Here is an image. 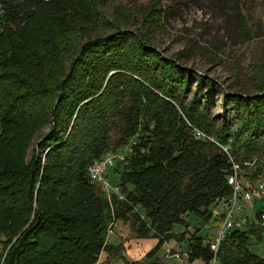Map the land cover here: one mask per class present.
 I'll return each mask as SVG.
<instances>
[{
  "label": "trees",
  "instance_id": "obj_1",
  "mask_svg": "<svg viewBox=\"0 0 264 264\" xmlns=\"http://www.w3.org/2000/svg\"><path fill=\"white\" fill-rule=\"evenodd\" d=\"M109 1L0 0V96L14 101L0 109V264H94L101 251L121 249L122 243L106 241L108 224L120 221L131 224L132 237L158 240L145 254L148 263L121 254L126 264H159L155 252L169 238L181 239L173 227L184 216L196 213L213 229L220 225L221 220H210L211 208L216 198L231 193L226 183L229 156L248 170V182L264 175V73L254 93H223L224 106L228 104L224 112L234 111L238 123L231 127L224 115L217 127L206 102L214 83L178 61L185 49L176 58L162 56L145 34L162 27L166 8L116 3L108 19L102 8ZM44 4L56 8L54 17L39 16ZM154 10L158 13L151 16ZM135 14L141 18V33L131 29ZM239 21L249 36L246 23ZM50 61L57 65L49 75L55 83L46 87L32 67L40 71ZM117 69L105 81L104 73ZM192 78L195 90L185 101ZM27 93L43 95L45 106L27 101ZM166 99L179 107L184 120ZM114 117L123 122L120 136L111 142ZM44 124L49 129L24 161L33 133ZM195 131L204 139L195 138ZM129 140L128 150L119 149ZM117 148L121 159L107 168L105 177L118 193L110 188L106 196L95 191L87 168ZM64 200L70 205H63ZM32 212V224L11 242L19 230L3 227V219H13L15 213L24 224ZM263 230L252 224L247 231H229L218 264H264V257L248 249L251 236L260 241ZM205 239L198 230L190 234L188 263H209L212 254Z\"/></svg>",
  "mask_w": 264,
  "mask_h": 264
},
{
  "label": "rangeland",
  "instance_id": "obj_2",
  "mask_svg": "<svg viewBox=\"0 0 264 264\" xmlns=\"http://www.w3.org/2000/svg\"><path fill=\"white\" fill-rule=\"evenodd\" d=\"M116 3L126 7L145 6L149 3H153L151 6L155 7V9L159 7L166 8L161 20L163 21L162 27L150 28L145 32V34L151 38V45L156 47L160 54L165 57L176 58V52L185 49L184 56H179L178 61L187 69L204 75L210 83H214V89L206 95L208 113L209 116L213 118L214 125L219 127L222 122V117L227 115L231 122L230 126L236 127L238 121L234 114L235 112L232 110L224 112V107H227L228 104L226 103L224 106L222 95L223 93H254L257 91L256 80L264 73V0H111L102 8L103 14L106 15L108 19H112V8ZM44 5L42 6L44 8L39 16L44 17L49 15L50 17H54L57 13L56 8L50 4ZM157 13L158 10H154L151 16L157 15ZM134 18L137 22L131 26V29L136 33H141L138 22L141 18L138 14H135ZM239 19L246 23V27L249 29V36L244 34ZM40 26L44 27L43 25ZM52 61L49 62L52 64H47L50 68L46 66L45 69L38 71L32 67V71L35 70L34 75H39L38 79H44V86L46 87L54 85L55 83L53 78L49 76L50 69L57 66ZM34 63L36 65L38 64L36 60ZM65 63L67 66V61H65ZM119 71L120 69H117L112 73H104L105 81L108 80L111 75ZM128 75L139 80L150 92L161 97L157 89L145 83L138 76L131 73H128ZM195 86L196 83L194 78L190 79L188 90L185 94V101L191 99ZM48 89L51 92L52 88ZM26 95L28 96V99H26L27 101H34V105L43 101V105L45 106L46 98H43V95L35 96L34 93H27ZM167 101L171 102L170 100ZM55 102L56 99L54 100V103ZM8 103L13 105L14 101L0 96V109H3ZM171 103L175 106L184 120V115L180 112V109H178L179 107L176 106L175 103ZM199 105L200 107L203 105L202 97L199 99ZM122 122L120 117H114L112 119L109 130L111 142H114L118 136H120L119 127L122 126ZM187 125L191 127L189 123H187ZM49 127V124H44L35 134L33 133L31 138L32 143L28 145L23 155L24 161L31 158L33 149L37 147L39 136L45 134ZM193 136L202 139L205 137L204 135L197 136L196 131L193 132ZM206 138L212 139L211 136H206ZM130 143L131 140L119 149L126 148L124 150L125 152L129 149ZM227 148L228 146H223L224 151H227ZM119 149H110L102 156L110 155L114 163H116L115 161L121 159L123 154L122 151L120 153L118 152ZM16 158L15 156L14 159ZM5 159L6 158H4V160ZM41 164H44V155H41ZM246 171L248 170L244 168L241 171L242 182H248L245 175ZM256 182L264 183V175L248 183L252 185ZM92 183L97 193L100 192L106 196L110 195L106 193L108 190L103 184L100 182ZM14 198L19 199V195ZM262 198L254 201L252 211L254 212L257 209L262 210L264 226V197ZM68 200H64L61 203L63 205H70V201ZM138 209L143 214L142 207L139 206ZM35 210L36 206L33 202L32 211L35 212ZM5 211V209L2 210V213ZM211 211L214 213L217 212L214 207L211 208ZM34 212L30 214L29 219L24 224L21 217L15 213L13 219H3V227L19 230L17 234L12 237L11 242H14L20 233L25 231L26 228L32 224L35 218ZM110 212L112 213V210H110ZM108 226L107 242L113 245L120 243L126 238L132 237V228L129 222H115L112 227L109 223ZM246 229H249V227ZM195 230H198L203 236L209 234L210 238L214 235V229L210 222L196 213H189L184 216L183 222H177L173 227V234L179 235L181 239L171 237L155 252L156 257L160 258L162 261L161 264H186V250L189 245V236ZM183 233L184 236L181 237ZM9 247L10 244L3 253L2 260L5 258ZM166 249L168 252H165L167 251ZM248 249L250 252L264 257V236L260 241L252 237ZM125 251V247L117 252H107L103 250L98 254V258L94 264H126L121 254L128 260H132V258L129 254H126ZM174 253H177L178 256L173 255ZM145 254L144 260L142 259L139 261L148 263L150 260L145 259ZM188 264H204V262L201 259H194Z\"/></svg>",
  "mask_w": 264,
  "mask_h": 264
},
{
  "label": "built area",
  "instance_id": "obj_3",
  "mask_svg": "<svg viewBox=\"0 0 264 264\" xmlns=\"http://www.w3.org/2000/svg\"><path fill=\"white\" fill-rule=\"evenodd\" d=\"M196 134L197 136L202 135L199 131H196ZM229 160L231 162V172L226 176V183L229 185L231 193L227 197L215 199L214 208L217 212H211L210 220L217 218L221 220V223L217 227L215 236L207 242L208 249L212 254L208 264L219 263V248L229 231L250 227L256 223L242 210L253 207L256 199L264 197V183L257 182V184L244 185L241 181V163L235 161L231 156H229ZM113 164L114 161L110 155L95 159L88 167V176L92 182H100L105 188H111L110 190L118 193L117 188H113L105 177L107 168ZM245 164L251 165L248 162H245ZM119 198L123 197L119 195ZM261 224L263 225V222ZM173 255L178 256L177 253Z\"/></svg>",
  "mask_w": 264,
  "mask_h": 264
},
{
  "label": "crops",
  "instance_id": "obj_4",
  "mask_svg": "<svg viewBox=\"0 0 264 264\" xmlns=\"http://www.w3.org/2000/svg\"><path fill=\"white\" fill-rule=\"evenodd\" d=\"M244 183H245V185L248 184V182H246V181L243 182V184ZM255 184H257V182ZM252 209H253V207L247 208V209H243L242 211L245 212L246 214H248V216L250 217V219H252L254 222H256L254 224H260V225H262L261 224V222H263V220H262V213H263L262 210L261 209H257L256 211L253 212ZM258 211L261 212V214H260L261 221L256 216ZM246 228L247 227L240 228V230L247 231L248 229H246ZM216 230H217V228L214 229V235H213V237L215 236ZM262 236H264V230L262 231ZM251 237H253V235ZM212 238H210L209 234H206V239L204 240V243L207 244V242L209 240H211ZM106 241H107V238H106ZM157 241L158 240L155 237H152V238H134V237H131V238H128V239L126 238L125 240H122L120 242V243H122V247H121L120 250H122L125 247L126 248V251H125L126 254H129V256L132 258V260L139 261V260H142L144 258V254L150 248H152V246H154L157 243ZM133 243H134V245H133ZM165 252H167V251H165ZM154 257H156V254L154 255ZM156 258L159 261V264H161L162 261L160 260V258H158V257H156ZM141 262H143V261H141ZM186 264H188V261H186Z\"/></svg>",
  "mask_w": 264,
  "mask_h": 264
}]
</instances>
